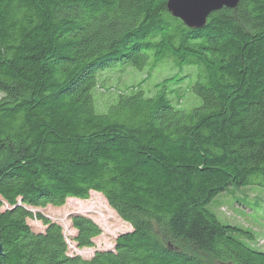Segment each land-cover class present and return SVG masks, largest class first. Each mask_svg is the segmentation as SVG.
<instances>
[{
    "label": "trees",
    "instance_id": "16d2710c",
    "mask_svg": "<svg viewBox=\"0 0 264 264\" xmlns=\"http://www.w3.org/2000/svg\"><path fill=\"white\" fill-rule=\"evenodd\" d=\"M166 1L0 0V264H264L251 230L207 208L231 185L264 186V0L212 12L200 29ZM163 60L190 73L147 94ZM116 66L147 72L118 90L111 74L98 80ZM192 74L201 102L185 110L174 87ZM93 191L130 230L83 258L28 208ZM70 223L76 246L93 247L99 225Z\"/></svg>",
    "mask_w": 264,
    "mask_h": 264
},
{
    "label": "rangeland",
    "instance_id": "374dc122",
    "mask_svg": "<svg viewBox=\"0 0 264 264\" xmlns=\"http://www.w3.org/2000/svg\"><path fill=\"white\" fill-rule=\"evenodd\" d=\"M190 68L188 66L177 67L173 65L171 60H163L151 70L142 88L148 94V90L163 78L177 74L178 76L185 75L190 73ZM120 69L122 68L116 66L113 69L101 72L98 75V80H100L101 75L105 78L111 74L109 83H114L113 86L116 89L123 90L143 79L147 72V68L143 70H125L124 72ZM193 72L191 70V73ZM194 79V74L188 75L179 86L174 87L179 88L181 91L180 96L182 99L179 102V107L182 109L189 110L201 102L200 97L191 89ZM100 92L96 90V99L100 104H103L109 94ZM175 95L176 92L173 93V96ZM207 208L216 215L221 223L237 225L251 230L255 236L252 245L257 249H264V186L258 184L231 185L217 194L207 205ZM28 209L32 212L39 211L52 222L58 223L62 227L69 253L78 254L83 258L91 257L97 250L112 249L116 236L130 230L129 224L123 222L117 216L100 193L94 191L85 200L67 198L65 203L59 207L47 206L45 208ZM76 213L91 218L101 228V234L93 239V247L79 248L73 242L72 237L75 230L71 227L70 215ZM27 223L35 231H42L44 228L41 222L36 219H27ZM210 262L213 264L212 261Z\"/></svg>",
    "mask_w": 264,
    "mask_h": 264
},
{
    "label": "water",
    "instance_id": "95a60500",
    "mask_svg": "<svg viewBox=\"0 0 264 264\" xmlns=\"http://www.w3.org/2000/svg\"><path fill=\"white\" fill-rule=\"evenodd\" d=\"M241 0H167L166 9L190 29L205 26L208 16L222 8L234 9ZM2 246L0 244V255Z\"/></svg>",
    "mask_w": 264,
    "mask_h": 264
}]
</instances>
